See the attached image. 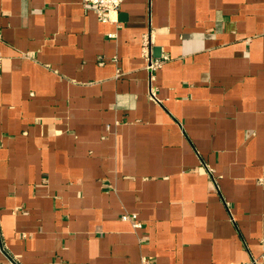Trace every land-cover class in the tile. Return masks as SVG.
<instances>
[{
  "label": "crops",
  "instance_id": "1",
  "mask_svg": "<svg viewBox=\"0 0 264 264\" xmlns=\"http://www.w3.org/2000/svg\"><path fill=\"white\" fill-rule=\"evenodd\" d=\"M0 56V264H264V0H0Z\"/></svg>",
  "mask_w": 264,
  "mask_h": 264
},
{
  "label": "built area",
  "instance_id": "2",
  "mask_svg": "<svg viewBox=\"0 0 264 264\" xmlns=\"http://www.w3.org/2000/svg\"><path fill=\"white\" fill-rule=\"evenodd\" d=\"M126 0H81L82 4L86 9L93 11L97 17L103 23H112L113 16L116 14L122 4ZM109 38L115 39L116 34H110ZM153 42L151 34H147L143 36V57L146 59L149 65V69L153 72L156 69H159L161 66V61L158 59L154 62V55H153ZM2 62V58L0 56V65ZM153 98L156 99L155 94H153ZM136 216H124L123 220L127 221L130 220L134 223L136 228H141V224L137 222ZM141 264H150L146 258L141 260Z\"/></svg>",
  "mask_w": 264,
  "mask_h": 264
},
{
  "label": "water",
  "instance_id": "3",
  "mask_svg": "<svg viewBox=\"0 0 264 264\" xmlns=\"http://www.w3.org/2000/svg\"><path fill=\"white\" fill-rule=\"evenodd\" d=\"M153 55L155 58H161L162 57V51H161V48L159 47H155L153 49Z\"/></svg>",
  "mask_w": 264,
  "mask_h": 264
}]
</instances>
